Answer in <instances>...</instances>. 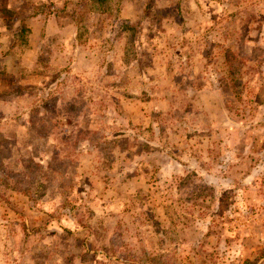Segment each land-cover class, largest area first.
I'll return each instance as SVG.
<instances>
[{
    "label": "rangeland",
    "instance_id": "obj_1",
    "mask_svg": "<svg viewBox=\"0 0 264 264\" xmlns=\"http://www.w3.org/2000/svg\"><path fill=\"white\" fill-rule=\"evenodd\" d=\"M80 1L0 0V264H264V0Z\"/></svg>",
    "mask_w": 264,
    "mask_h": 264
},
{
    "label": "trees",
    "instance_id": "obj_2",
    "mask_svg": "<svg viewBox=\"0 0 264 264\" xmlns=\"http://www.w3.org/2000/svg\"><path fill=\"white\" fill-rule=\"evenodd\" d=\"M92 1L104 4L107 0H82L77 4V9H75L74 13L75 12L77 13L78 10L84 11L86 9V7L89 5V2H92ZM102 10L104 11L105 9H102ZM233 55L234 54H232L231 51L227 52L226 59L229 63L231 62Z\"/></svg>",
    "mask_w": 264,
    "mask_h": 264
}]
</instances>
